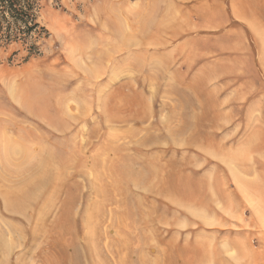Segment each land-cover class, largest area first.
<instances>
[{
	"label": "rangeland",
	"instance_id": "374dc122",
	"mask_svg": "<svg viewBox=\"0 0 264 264\" xmlns=\"http://www.w3.org/2000/svg\"><path fill=\"white\" fill-rule=\"evenodd\" d=\"M37 16L40 37L0 45V264H264V0H44ZM93 130L87 177L9 206L39 151L64 160Z\"/></svg>",
	"mask_w": 264,
	"mask_h": 264
},
{
	"label": "bare ground",
	"instance_id": "6f19581e",
	"mask_svg": "<svg viewBox=\"0 0 264 264\" xmlns=\"http://www.w3.org/2000/svg\"><path fill=\"white\" fill-rule=\"evenodd\" d=\"M180 33H177L176 36L178 37ZM63 132V131H62ZM81 132L78 131L77 134L79 135ZM99 133V132H98ZM97 135L96 130H93L90 135L88 136L87 140L82 141V143L75 142L70 151L69 155L64 160H56L54 155L50 153L47 149V154L42 155V153L38 154L39 161L33 166L34 174L33 177L25 182L22 183L20 187L13 190H8L4 193V197L7 199L8 204L14 203L17 207L22 208L23 206L27 205L28 203H32V201H36L39 198L45 196L50 189H53L56 194H59L62 189L63 184L70 178L75 179L77 175L82 177H87V171H92L97 167V160L94 158L86 157L88 151L85 150L88 145H91V140L95 138ZM146 139H144L145 141ZM148 140V139H147ZM47 141V140H45ZM94 142V141H93ZM145 143V142H144ZM107 141L103 142L105 146ZM146 145V144H145ZM111 147H113L111 145ZM107 149V147H106ZM111 153V152H110ZM119 153V152H117ZM121 153V152H120ZM119 153V154H120ZM139 153V152H138ZM78 154V155H77ZM126 154V153H125ZM77 155V156H76ZM124 155V153H123ZM128 155V154H127ZM95 157V156H94ZM121 157V156H120ZM115 159V158H114ZM115 161H111L109 164V170L114 172V176L120 177L122 180H126V178L133 177V173L131 172V164L132 159L125 158L122 163L115 164ZM127 164V165H126ZM129 165V166H128ZM26 167V166H25ZM87 168V171H83L81 168ZM102 167V166H101ZM24 168V167H23ZM100 168V166H99ZM20 170V169H19ZM70 170H74V172H70ZM102 171V170H101ZM106 171V170H105ZM108 171V170H107ZM90 173V172H89ZM109 175V174H108ZM152 175V174H151ZM116 179V177H115ZM104 180V178H103ZM71 181V180H70ZM143 186V185H142ZM166 186V185H164ZM176 186V185H175ZM112 189L114 187H111ZM151 188V187H150ZM169 188V187H168ZM171 188V186H170ZM175 188V187H174ZM116 189V188H115ZM140 189V188H139ZM143 189V188H142ZM141 189V190H142ZM149 189V188H148ZM161 189V188H160ZM173 189V188H172ZM180 188L177 187V190ZM117 190V189H116ZM123 190V189H122ZM164 190V189H163ZM167 190V189H166ZM144 191V189H143ZM145 192V191H144ZM160 192V191H159ZM175 192V191H174ZM157 193V192H156ZM176 193V192H175ZM158 194V193H157ZM178 195V194H177ZM134 196V195H133ZM171 197V196H170ZM176 197V196H175ZM134 200V199H133ZM143 200V199H142ZM178 200V199H177ZM138 201V200H137ZM182 202V201H180ZM37 203V202H36ZM177 203V201H176ZM109 204V203H108ZM38 205V204H37ZM112 205V204H111ZM31 206V205H30ZM54 205L49 200V198H43V205L39 208L40 215H49L51 208ZM37 207V206H36ZM143 207V206H142ZM141 207V208H142ZM73 208L74 202L73 200H67L63 204L62 210V217L61 222L54 226L53 229H62L66 227L65 224L67 222L72 221L73 219ZM119 209V208H118ZM139 209V208H138ZM30 210V209H29ZM26 211V210H25ZM130 211V210H129ZM143 211V209L141 210ZM139 212V211H138ZM26 213V212H25ZM58 214V213H57ZM60 214V213H59ZM124 214V213H123ZM51 215V214H50ZM141 215V214H140ZM143 215V214H142ZM138 216V215H137ZM145 215H143L144 218ZM50 217V216H48ZM124 217V216H123ZM119 218V217H118ZM43 219V218H42ZM142 219V218H141ZM36 220V219H35ZM55 220V219H54ZM121 220V219H120ZM139 220V219H138ZM145 220V219H144ZM143 220V221H144ZM141 221V220H139ZM42 222V221H41ZM121 222V221H120ZM124 222V221H123ZM142 224V223H141ZM43 226V225H41ZM46 226V225H45ZM44 226V227H45ZM123 226V225H122ZM140 226V225H139ZM138 226V227H139ZM39 227V226H38ZM37 229V228H36ZM111 229V228H110ZM37 233V230H36ZM37 236V235H36ZM45 236V235H44ZM36 239V238H35ZM88 239V238H87ZM38 240V239H37ZM113 243V242H112ZM156 252V251H155ZM80 255V254H79Z\"/></svg>",
	"mask_w": 264,
	"mask_h": 264
},
{
	"label": "trees",
	"instance_id": "16d2710c",
	"mask_svg": "<svg viewBox=\"0 0 264 264\" xmlns=\"http://www.w3.org/2000/svg\"><path fill=\"white\" fill-rule=\"evenodd\" d=\"M44 0H0V45L25 41L46 32L38 23V11ZM34 48V47H33ZM35 54L31 49L30 57Z\"/></svg>",
	"mask_w": 264,
	"mask_h": 264
},
{
	"label": "crops",
	"instance_id": "0c3cea01",
	"mask_svg": "<svg viewBox=\"0 0 264 264\" xmlns=\"http://www.w3.org/2000/svg\"><path fill=\"white\" fill-rule=\"evenodd\" d=\"M162 19H163V16H162ZM169 32V31H168Z\"/></svg>",
	"mask_w": 264,
	"mask_h": 264
}]
</instances>
